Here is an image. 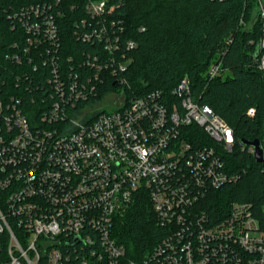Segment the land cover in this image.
Masks as SVG:
<instances>
[{
    "label": "built area",
    "instance_id": "2783aa9c",
    "mask_svg": "<svg viewBox=\"0 0 264 264\" xmlns=\"http://www.w3.org/2000/svg\"><path fill=\"white\" fill-rule=\"evenodd\" d=\"M255 1L264 74V0ZM59 4L8 16L18 31L3 55L16 67L0 66V264H264L251 205L232 202L217 221L202 207L238 178L223 157L234 145L229 124L197 102L187 77L169 92L126 93L134 42L122 40L110 0H83L72 34L86 49L63 57ZM209 65L208 77L221 74ZM110 81L121 88L104 94L115 109H91ZM190 125L214 144L189 141ZM144 195L165 236L136 262L112 232Z\"/></svg>",
    "mask_w": 264,
    "mask_h": 264
},
{
    "label": "trees",
    "instance_id": "16d2710c",
    "mask_svg": "<svg viewBox=\"0 0 264 264\" xmlns=\"http://www.w3.org/2000/svg\"><path fill=\"white\" fill-rule=\"evenodd\" d=\"M56 0H0V66L16 67L3 59L16 39L8 16L32 4ZM123 25V41L134 42L124 73L126 93L139 96L161 89L169 92L183 77L191 94L232 128L234 145L224 159L237 180L211 191L202 202L209 218L225 217L232 202L251 205L252 215L264 228V163L253 159L242 139H258L264 148V74L257 61L261 20L255 0H110ZM75 4L74 10L70 5ZM58 18L63 57L86 49L73 37L74 23L83 15V0H60ZM143 27L141 31L140 28ZM221 65V74L208 77L210 63ZM112 81L101 87L99 98L115 90ZM189 141L213 145L199 126L183 128ZM112 235L126 255L140 261L165 236L155 223L147 196L136 199L116 216Z\"/></svg>",
    "mask_w": 264,
    "mask_h": 264
},
{
    "label": "rangeland",
    "instance_id": "374dc122",
    "mask_svg": "<svg viewBox=\"0 0 264 264\" xmlns=\"http://www.w3.org/2000/svg\"><path fill=\"white\" fill-rule=\"evenodd\" d=\"M115 92L116 93H120L121 92V88L117 87L115 89ZM112 97H114L112 94L104 95L100 100H97L95 102V105H93L91 107V109H95L97 111H101V110L112 111V110H114L116 105L114 104V98H112ZM88 108H90V106ZM262 212H264V208H262Z\"/></svg>",
    "mask_w": 264,
    "mask_h": 264
},
{
    "label": "water",
    "instance_id": "95a60500",
    "mask_svg": "<svg viewBox=\"0 0 264 264\" xmlns=\"http://www.w3.org/2000/svg\"><path fill=\"white\" fill-rule=\"evenodd\" d=\"M242 144L253 149V159L258 163H264V148H262L261 143L258 139H253L252 141L242 139Z\"/></svg>",
    "mask_w": 264,
    "mask_h": 264
}]
</instances>
